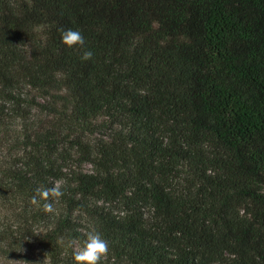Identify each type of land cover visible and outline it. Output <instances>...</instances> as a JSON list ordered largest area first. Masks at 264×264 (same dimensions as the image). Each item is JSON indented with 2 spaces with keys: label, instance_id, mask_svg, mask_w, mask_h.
I'll list each match as a JSON object with an SVG mask.
<instances>
[{
  "label": "trees",
  "instance_id": "16d2710c",
  "mask_svg": "<svg viewBox=\"0 0 264 264\" xmlns=\"http://www.w3.org/2000/svg\"><path fill=\"white\" fill-rule=\"evenodd\" d=\"M92 228L101 264H264V0H0V264Z\"/></svg>",
  "mask_w": 264,
  "mask_h": 264
},
{
  "label": "clouds",
  "instance_id": "9594fccd",
  "mask_svg": "<svg viewBox=\"0 0 264 264\" xmlns=\"http://www.w3.org/2000/svg\"><path fill=\"white\" fill-rule=\"evenodd\" d=\"M59 31L61 32L62 43L67 47H73L74 45L84 46L85 38L80 30L60 29ZM92 57L93 52L91 50H85L81 55L82 60H90ZM66 183L63 180H57L52 187L36 189L37 194L44 201L42 208L45 212H54L52 201L59 200L64 195L62 189ZM32 203L39 204L40 201L37 200L36 196H33ZM69 247H72L74 264H101L102 258L106 257L110 250L109 241L94 228L89 229L85 233V239L81 241L79 247L73 246L71 241L69 242Z\"/></svg>",
  "mask_w": 264,
  "mask_h": 264
},
{
  "label": "rangeland",
  "instance_id": "374dc122",
  "mask_svg": "<svg viewBox=\"0 0 264 264\" xmlns=\"http://www.w3.org/2000/svg\"><path fill=\"white\" fill-rule=\"evenodd\" d=\"M37 232L38 231H35V232L33 231L34 235H37ZM22 246H24V249L26 251L33 252L35 254L41 253V252H39V249L37 246V239L33 235L28 236V239L26 241H24Z\"/></svg>",
  "mask_w": 264,
  "mask_h": 264
}]
</instances>
